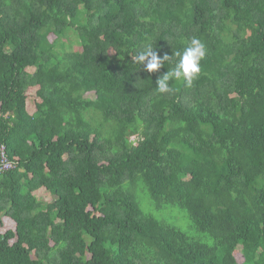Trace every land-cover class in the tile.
<instances>
[{
  "label": "trees",
  "instance_id": "trees-1",
  "mask_svg": "<svg viewBox=\"0 0 264 264\" xmlns=\"http://www.w3.org/2000/svg\"><path fill=\"white\" fill-rule=\"evenodd\" d=\"M1 146L0 264H264V0H0Z\"/></svg>",
  "mask_w": 264,
  "mask_h": 264
},
{
  "label": "clouds",
  "instance_id": "clouds-1",
  "mask_svg": "<svg viewBox=\"0 0 264 264\" xmlns=\"http://www.w3.org/2000/svg\"><path fill=\"white\" fill-rule=\"evenodd\" d=\"M154 49L151 44H148L136 54V62L143 66V70L148 73L157 72L173 56L170 57L168 54H164L161 57ZM205 55L206 47L201 40L196 37L191 38L182 52L177 51L174 53V56L178 58L174 63V67L157 79L158 87L156 89L158 92L170 93L173 90L170 86L172 80H183L188 86H191L192 82L199 78L201 61Z\"/></svg>",
  "mask_w": 264,
  "mask_h": 264
},
{
  "label": "rangeland",
  "instance_id": "rangeland-1",
  "mask_svg": "<svg viewBox=\"0 0 264 264\" xmlns=\"http://www.w3.org/2000/svg\"><path fill=\"white\" fill-rule=\"evenodd\" d=\"M75 43H77V36L69 32L67 35L60 41L59 50L70 49ZM137 199L141 205V208L146 214L154 216L161 222L173 225L179 228L181 231L185 232L189 236H196L192 224L183 210L174 206H164L160 209H157L153 202L151 201L149 195L142 189H139L136 192Z\"/></svg>",
  "mask_w": 264,
  "mask_h": 264
},
{
  "label": "built area",
  "instance_id": "built-area-1",
  "mask_svg": "<svg viewBox=\"0 0 264 264\" xmlns=\"http://www.w3.org/2000/svg\"><path fill=\"white\" fill-rule=\"evenodd\" d=\"M14 168V164L10 162L7 149L5 146L0 147V173L9 171Z\"/></svg>",
  "mask_w": 264,
  "mask_h": 264
}]
</instances>
